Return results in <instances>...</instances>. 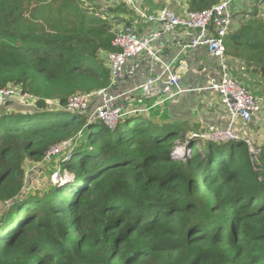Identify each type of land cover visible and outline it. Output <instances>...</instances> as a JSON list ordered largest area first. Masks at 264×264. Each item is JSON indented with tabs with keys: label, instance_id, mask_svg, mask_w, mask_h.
I'll return each mask as SVG.
<instances>
[{
	"label": "trees",
	"instance_id": "16d2710c",
	"mask_svg": "<svg viewBox=\"0 0 264 264\" xmlns=\"http://www.w3.org/2000/svg\"><path fill=\"white\" fill-rule=\"evenodd\" d=\"M186 1L204 11L222 0ZM132 14L110 0H0V90L32 105L0 104V264H264V120L255 154L244 137L186 135L148 112L111 128L92 119L96 104L68 111L111 85L103 56ZM234 21L227 56L259 96L264 16ZM63 143L68 180L24 194L28 170ZM180 144L192 148L184 161Z\"/></svg>",
	"mask_w": 264,
	"mask_h": 264
},
{
	"label": "built area",
	"instance_id": "2783aa9c",
	"mask_svg": "<svg viewBox=\"0 0 264 264\" xmlns=\"http://www.w3.org/2000/svg\"><path fill=\"white\" fill-rule=\"evenodd\" d=\"M110 1L125 3L130 10L146 19L151 25V29L143 32L135 26L127 25L116 28L113 48L117 51L103 56L112 74L111 85L92 94L71 98L67 107L69 112L87 113L92 105L96 104V109L91 114L92 119L102 121L105 125L110 126L114 122L118 125L127 117L124 114V107L120 103L135 93L141 94L146 102L154 98L155 103L151 109L173 102L175 98L185 92L180 85L181 74L188 70V67L182 62L181 54L170 61L165 60L163 50L159 49L156 44L164 35H171L177 29H183L192 33L191 43L185 46L183 51L202 47L216 60L218 74L215 76L216 79L212 80L205 89L221 98L223 111L227 118V125L224 128L218 130L216 127H212L207 137H198L215 142L229 141L242 137L236 130L237 124L248 125L264 120V96H256L243 82L239 81L227 56L226 38L232 33V24L237 13L233 7L235 0H222L208 10H187L183 14L166 6L150 15L140 9L137 0ZM261 4H264V0H259L257 6L260 7ZM99 17L102 18V16ZM139 56L146 57L145 61L151 60L161 64L162 69L159 75L151 76L144 83L121 94L112 93L110 88L117 80L125 81L136 75L134 71L127 72L125 67L129 61ZM244 69L241 67V70ZM198 90L202 91L203 89ZM15 95L17 92L13 88L2 89L0 103H4ZM147 109L134 112V114L148 112ZM244 138L247 139L246 142L251 151L257 154L258 152L252 144V136ZM70 147L71 143L57 145L49 151L47 159L52 161L53 157H57L63 151L62 154H64L70 150Z\"/></svg>",
	"mask_w": 264,
	"mask_h": 264
},
{
	"label": "crops",
	"instance_id": "0c3cea01",
	"mask_svg": "<svg viewBox=\"0 0 264 264\" xmlns=\"http://www.w3.org/2000/svg\"><path fill=\"white\" fill-rule=\"evenodd\" d=\"M140 9L144 10L146 14L150 15L158 11L163 7H170L172 10L179 14H183L188 10L186 0H137ZM144 2V3H143ZM253 4V0H235L233 7L237 12L235 14V23L239 20L240 15L249 14L254 11L250 8ZM144 5H146L144 7ZM264 5V4H261ZM247 9V11H246ZM134 12V11H133ZM247 12V13H246ZM133 20V18H131ZM133 25L140 29V31H150L151 25L144 20L135 18ZM132 25V26H133ZM124 24L119 22L117 28L123 27ZM155 28V26H154ZM192 33L183 29H177L171 35H164L157 41L159 49L163 50V57L165 60L170 61L179 54L182 55V62H184L188 70L181 74V88L185 91L169 102V104L156 108L157 111L151 112L147 107L153 98L148 102L144 101L141 94H133L123 100L120 104L124 107V114L130 115L140 110H150L148 113L153 114L155 118L169 120L179 125L186 135L193 134L196 136L207 137L210 133V128L216 127L220 130L227 125V118L223 111V104L221 98L209 90H206V86L210 82L216 79L218 74L216 60L210 56L205 48H189L183 51V48L191 43ZM134 62V59L129 61L125 67L127 72L134 71L135 76L128 78L125 81H119L116 86V93L128 91L135 86H138L146 81L151 76H158L162 65L155 61H145L143 56H139ZM143 59V61L141 60ZM131 62V63H130ZM241 66L233 64L234 74L239 79V76L245 75V72L241 70ZM244 72V74H243ZM198 89H203L198 90ZM141 105H137V104ZM98 106V105H97ZM96 106H94V111ZM254 122L248 125L237 124L236 130L242 137L252 136L255 133L257 123Z\"/></svg>",
	"mask_w": 264,
	"mask_h": 264
},
{
	"label": "rangeland",
	"instance_id": "374dc122",
	"mask_svg": "<svg viewBox=\"0 0 264 264\" xmlns=\"http://www.w3.org/2000/svg\"><path fill=\"white\" fill-rule=\"evenodd\" d=\"M257 3H259V1L257 2V0H253V4L250 6V8L254 10V13L259 12L260 15L264 16V5H261L259 7V5L257 6ZM145 6L146 5H144V7ZM257 8H258V10H257ZM248 16L249 15H247V17ZM131 18H133V20L135 18H137L139 20H144L145 22L148 23V21L146 19L142 18L136 12H133ZM123 24L126 25L125 23H123ZM133 26H135V25H133ZM141 60L143 61V59H141ZM144 60H146V57H144ZM134 62H136V59H134ZM258 82H261V86H260L259 90H261L263 92V94H258L259 95L258 97H261L264 95V81H261L260 79H258L257 83ZM250 91H252V89ZM7 101L8 102L9 101H16L18 104H21L24 106H32V105H30V103H28V101L25 98H22L19 95V93ZM154 103H155V101H152L147 106L150 108L151 112L154 110V109H151V106L154 105ZM168 104H169V102L167 103V105ZM137 105H141V104H137ZM158 109H160V107ZM155 111H157V110L155 109L152 113H154ZM116 125H117V123L114 122V123L110 124L109 127L115 128ZM254 135L255 134L252 135L253 139H254ZM86 147H87V145H86ZM199 149L202 150L203 148H199ZM190 150H192V148H190L189 151ZM189 151H187L183 147V145L180 144L177 146L175 154L178 155L184 161L186 156L191 155V153H189ZM195 151L196 150H194V152ZM63 152L59 153L58 154L59 156L57 155V157L56 156L53 157L54 159L51 162H49L50 160L47 159L48 163H50L51 165H48L47 167H45V165L47 164V163H45V165L34 166L30 170H28V184H27L26 189L23 191L24 194H26V195L32 194L33 195L36 190H42V189L46 188L51 183L56 184L58 181L66 182L68 180V176H65L66 173L64 174V176L61 175V173L59 172V168L57 167V165L59 163H57L56 159L63 156L64 155V154H62Z\"/></svg>",
	"mask_w": 264,
	"mask_h": 264
},
{
	"label": "water",
	"instance_id": "95a60500",
	"mask_svg": "<svg viewBox=\"0 0 264 264\" xmlns=\"http://www.w3.org/2000/svg\"><path fill=\"white\" fill-rule=\"evenodd\" d=\"M115 19H113V21H114ZM120 81V80H119ZM118 80H117V82L113 85V87L112 88H116V86H117V84H118V82H119Z\"/></svg>",
	"mask_w": 264,
	"mask_h": 264
},
{
	"label": "bare ground",
	"instance_id": "6f19581e",
	"mask_svg": "<svg viewBox=\"0 0 264 264\" xmlns=\"http://www.w3.org/2000/svg\"><path fill=\"white\" fill-rule=\"evenodd\" d=\"M1 91V90H0ZM0 104H2V103H0Z\"/></svg>",
	"mask_w": 264,
	"mask_h": 264
}]
</instances>
